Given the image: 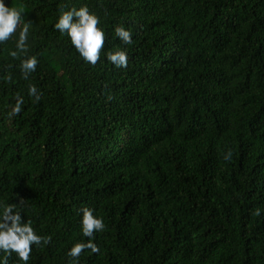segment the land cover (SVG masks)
Masks as SVG:
<instances>
[{
	"label": "trees",
	"instance_id": "obj_1",
	"mask_svg": "<svg viewBox=\"0 0 264 264\" xmlns=\"http://www.w3.org/2000/svg\"><path fill=\"white\" fill-rule=\"evenodd\" d=\"M5 2L33 22L23 53L19 29L0 43V202L23 198L47 238L27 264H76L83 206L105 228L78 264H264V0ZM82 4L105 32L95 65L53 26Z\"/></svg>",
	"mask_w": 264,
	"mask_h": 264
},
{
	"label": "clouds",
	"instance_id": "obj_2",
	"mask_svg": "<svg viewBox=\"0 0 264 264\" xmlns=\"http://www.w3.org/2000/svg\"><path fill=\"white\" fill-rule=\"evenodd\" d=\"M24 10L21 6L7 4L5 0H0V43H3L19 29L18 39L15 43V49L10 52L16 57L18 52L23 53L26 50V40L31 20H25ZM54 28L61 34H66L71 41L72 46L83 58V60L91 65H95L101 59V49L105 44V32L100 26V19L97 14L90 11L86 4L80 7H69L67 10L61 9L54 23ZM115 36L124 45L132 43V32L123 25L116 26L114 29ZM107 60L115 67H127L128 52L124 47L116 46L104 53ZM38 64L36 55L28 56L21 60L20 68L27 75L35 71ZM35 86H31L29 94H35ZM39 99V96H37ZM19 112V103L14 109ZM231 152L225 154L228 159ZM23 198L16 203L0 202V252L4 255L0 256V264H7V258L15 253L19 264H27L32 251V246H39L41 242L47 243V238L38 234L33 227L31 219H25L23 211ZM80 229L84 237L88 239L73 242L67 252L70 258H78L82 251L90 249L93 253L99 252L98 245L94 242V233L100 232L105 228L103 218L95 213V209L89 206H83L79 209ZM259 214V213H257Z\"/></svg>",
	"mask_w": 264,
	"mask_h": 264
}]
</instances>
